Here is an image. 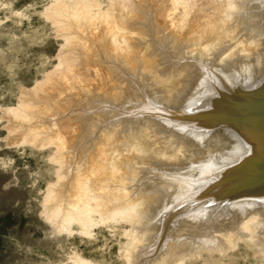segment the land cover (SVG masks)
<instances>
[{
  "label": "bare ground",
  "instance_id": "bare-ground-1",
  "mask_svg": "<svg viewBox=\"0 0 264 264\" xmlns=\"http://www.w3.org/2000/svg\"><path fill=\"white\" fill-rule=\"evenodd\" d=\"M181 1L157 0L156 11L161 13L156 15L159 25L156 23L158 26L162 25L159 28L165 30V33L159 31L158 26L156 28L158 31L155 29V14L153 15V11L149 13L151 9L144 10L146 15L141 13L143 9L141 12L139 9L141 16L149 15L151 18L143 17L147 22L142 20L141 23V20L136 19L134 22L135 17L139 18L138 12H135L132 22H140L139 25H142L139 26L141 27L139 30L138 27L135 28L138 23L136 25L132 23L130 27L132 30L134 26V29L131 34L124 27V23L128 25L127 20L124 23L121 21L123 27H119L120 23L113 25L109 21H104L106 24L103 22L101 26L97 24L98 22L95 23L101 28L95 27L97 32H102L103 41L106 39L105 44L100 41L104 44L101 45L105 48L103 50L99 47L100 39L93 37L94 34L99 35L95 29H91L95 32L93 35L88 31L92 35L89 34V38H93L91 42L96 38L99 44L92 50L95 44L88 43L93 45L90 48V45L80 43L82 40L78 38L82 36L81 34L75 38L76 42L73 41L78 44H74L72 49L75 53L78 52L75 58L79 60L77 64L74 61L77 68L71 72H77L84 81L78 82L82 83L80 85H83V88L77 87L82 88L80 94L84 91L81 97L84 104L77 103L76 107H82L83 104V108L80 107L83 113H77L81 109L76 110L74 107V110H68L59 117L57 114L60 112L57 113L55 110L57 118L65 119L61 124L57 122L60 120L56 117V121L54 120L56 124L53 119L51 122L55 126L57 124L61 126L60 129L69 135L80 130L81 133L77 132L79 133L76 136L77 142L72 140L73 145L77 143L79 146L75 145L76 150L81 149L83 145L93 146V142L98 139L97 135H100L97 142L103 141L99 142L101 147L94 143L95 149L99 146L98 149L101 150V155L98 152L99 157L102 154L108 155V151L115 153L111 154L115 160L130 157L123 159L118 165L114 164L116 168L109 172L111 180L108 178L112 182L114 177V181L112 184L110 181L106 182L108 188L112 187L110 185L115 186L116 182L117 192L126 194L125 190L130 191L135 196L139 195L140 201L144 200L141 192L151 194L145 200L147 204L139 214L140 221L133 225L134 231L142 236V244L137 248L138 255L134 264L150 262L158 253L163 254L168 248H175L178 245L180 251L185 252L192 250L201 252L205 249L221 251L222 247L225 249V246L227 248L228 245H235L245 239L251 242L258 256L264 258V109H255L254 106L264 97V0L234 2L231 0L233 5L229 7L228 4L224 5L227 1L223 0L225 3L222 1L220 6L223 4V7H227L230 16L224 15L229 17L226 22L222 15L224 12L220 11L224 23L221 22L222 18L220 21V18L213 15L219 7L214 2L216 7L213 8L215 11H212V16L206 14V20L203 15L201 16L205 23L200 17L202 12L197 16L196 20L198 22L202 20L205 29L202 24L199 28L197 22L194 25L200 30L203 28L205 34L204 39L198 42L196 47L193 46L196 42L195 30L193 31L195 28L190 29L188 26L190 30L185 29L186 34L192 30L188 39L189 35L185 34L186 40L181 37V32L185 31L186 26L183 28L180 25L183 29L177 28L181 23L177 22L182 20L179 19V12L186 7L183 6L185 2ZM217 2L219 4V1ZM187 10H184L185 15L181 12L183 19L189 14L190 9ZM156 11L154 10V13ZM218 11L217 15L220 16ZM96 20L98 19H95V22ZM192 25L190 26L195 27ZM91 26H95L94 22ZM163 26L170 29L171 35L174 36L167 34L166 31L170 33V30L163 29ZM73 30L74 34H79L75 28ZM176 34L177 37L179 34L181 41L180 38H175ZM197 38L195 40H200ZM209 39L212 40L207 42ZM88 41L90 42L89 39ZM87 49L91 52L95 50L98 58H94L95 53L88 54ZM88 55L92 56L93 64L99 60L98 63L92 65ZM71 72L67 71L69 74ZM85 72L92 77L86 73L90 77L88 78ZM69 74V77L67 75L59 77L60 79L54 81L56 83L51 87L57 85L58 88L56 86V89L55 87L53 89L58 91L62 86L63 88L66 84L68 86L69 81L74 80L71 76L73 74L74 78L77 76L75 73ZM72 85L69 87L73 88ZM56 105L58 106V103ZM231 114L234 116L232 121L223 123L224 119H231L224 116ZM113 129L117 131L118 137L123 136L120 138L123 139L122 143L117 142L120 140L117 136L115 139L110 135V131L115 132ZM72 134L73 139L75 134L73 136ZM121 145L123 148L118 147ZM87 148H82L84 149L82 152L79 150L82 153L79 154L84 158L92 152L90 147ZM76 152L71 151L70 154L77 156ZM95 153L92 152L91 155ZM82 156L80 157L82 164L77 158L78 163L69 167L77 164L74 167L78 168V164H81L79 166H82L83 170L88 169L83 168L86 158ZM96 156H94L96 159L91 156L94 163L91 160L90 163L89 159L92 158L89 156L87 160L89 163L85 162L84 166L89 164L87 167L91 168L90 164L93 163L95 169L96 163L100 160ZM102 161L100 163H103ZM123 168H128V171L132 172L127 175L123 170L120 173L116 171ZM76 169L75 174L78 170ZM82 171L77 173L83 177L88 170H85L86 173ZM80 175H75L78 178L76 182H79ZM76 182L73 180V183ZM78 182L74 185L76 189L73 188L75 194L80 185ZM96 184L101 186L98 182ZM95 187L97 188L96 185ZM70 190H67L68 193ZM77 192L80 193L79 190ZM75 194L74 196L73 193L69 194L72 195V203L77 198ZM80 197L81 195L78 197L79 200H76L80 201ZM78 201L76 202L79 203Z\"/></svg>",
  "mask_w": 264,
  "mask_h": 264
},
{
  "label": "rangeland",
  "instance_id": "rangeland-1",
  "mask_svg": "<svg viewBox=\"0 0 264 264\" xmlns=\"http://www.w3.org/2000/svg\"><path fill=\"white\" fill-rule=\"evenodd\" d=\"M153 1L0 0V264H134L135 258L138 255V252L136 253L137 248L142 244V236L134 231L133 225L140 221L139 214L145 208L147 204L145 200L150 197L151 194L149 192H141V197H143L144 200L140 201V196H135L131 194L130 191L125 190L124 192L126 194L117 192L116 189L118 186L115 187L116 182H114L115 186L110 185V187L112 186L114 189L112 187V189L108 188L109 186L106 181L109 183L111 180V173L109 172H112V169H115L116 165L122 162L123 159H129L130 157L122 158L120 156L121 159L115 160L114 157L111 156V154L115 153H111V151L107 152L109 153L108 155L104 156L102 154V156L99 157L98 152L101 155V150L98 148L101 140L97 142L100 136L97 135L98 139L96 138L97 141L95 140L92 145L94 146V143H98L97 145L99 146H96L98 150L95 149V146L94 148H91L93 147L91 145L89 146L92 152L95 153V150H97V152L94 155H91L92 152L91 154L88 153L90 156L88 157L92 159L85 157L86 160H84L85 158L80 155L82 153H80L79 150L82 152L84 150H82V148H87L88 146L83 145L81 149L78 148L79 150H76L75 145L78 146V144L74 143L73 145L72 143V140L77 142L76 139L78 137L76 138V136L81 133L80 130L74 133L75 136L71 133L73 136L72 139L71 134H66L64 133L66 132L65 130H63V132L62 128L60 129L61 126H58V124L55 126V117L60 120L57 122L61 124L65 118L60 119V115H63V113L74 107L76 110L83 108L84 103L81 97L84 91L80 94V91H82L80 89L83 88V85L81 86L80 84L82 83H78L80 80L83 81V79L78 76L77 72H71V70H74L77 66L74 65V61L75 64H77L79 60L75 58V54L78 52L76 51L77 53H75L72 49V46L76 44L77 37L81 34L82 36H80L78 40H82L80 43H84L87 46L90 45L88 43L95 44L94 46L92 44L89 46L90 48L93 46L91 50L95 46H99V44V47H102L106 43L104 42L106 39L103 41L102 32L99 33L97 32L98 30L95 29L97 24L101 26L104 21H109L110 24L112 23L113 25H119L120 23L119 27H123L124 24L126 25L124 22L127 20L129 26L124 25V27H126L131 34L134 29L133 26L131 30V25L133 23L132 19L136 15L135 12H138L137 16L139 18L145 17L140 15L142 9V14L145 13L144 10L147 9L148 11L151 9L149 13L153 11V15L155 14V18L152 17V19L154 18L155 23H158V20L156 21V15L158 16L159 12L161 13V11H159L161 9L158 8L159 10H157L159 12L157 13L156 7H158V3H156L157 0ZM217 1H219V4ZM222 1L223 0L181 1L185 2L183 6L188 7H184L186 10L190 9L187 11L189 14L192 12L191 16L194 20L189 14V17L185 16L183 19L181 12L184 14L186 11H184L185 9L181 6L183 9L180 10V18H178L183 21L179 20L177 24L181 23L179 26H176L177 28H180V25H182L183 28L186 26L184 30L186 28L188 30L195 28L193 29V31L195 30L194 34L196 38L198 36L197 39L200 40L194 39V42H197L193 44L194 47L204 39L203 34H205L204 23L207 18L205 17L206 14H208L207 16L210 14L211 17L213 14L212 11L214 10L213 8L217 5H219V7L216 8V12H214L213 15L218 17V19L220 18V21L222 18V23H224V17L226 22H228L227 19L230 16L227 7H229V5L231 6V4L233 5V3L231 0H225L227 3L223 1L225 3L224 5L227 6L226 4H228V6L223 7L222 4L221 8L220 3H223ZM228 1L230 3H228ZM152 7L155 8L152 9ZM139 9H141L140 12ZM154 10L156 11L155 13ZM217 11L220 13V16L227 15L229 17L218 16ZM220 11L226 12L227 14H222ZM101 12L102 14H100ZM201 12L202 14H200V17L202 15L205 17V20L201 17L204 23L200 19L199 22L196 20L198 19V14ZM192 14H194V16ZM144 15H146V13ZM147 16L150 17L149 15ZM121 17L123 20H121ZM139 18L137 19V17H135L133 21L135 19L141 20L140 22L142 23L144 18ZM95 19L98 20L95 22ZM121 21H123L124 24H121ZM144 21H146V19ZM93 22L95 25L94 27L91 26ZM140 22L133 23V25L138 23L135 28L138 27L139 30L141 28H139V26L142 25H139ZM195 22L199 23L197 24L199 28H201L202 24L204 29H198V27L194 25ZM157 23L155 24V29L159 25V23L158 25ZM190 25L195 27H191ZM159 27H162V25L160 24L158 28ZM164 27L165 26H163V29L170 30ZM74 28L75 31L79 33L77 34L75 32L78 36L74 34ZM91 29H95L99 35L94 34V30ZM98 29L101 28L99 27ZM160 29L161 28L158 30L164 31L163 33H165V30ZM186 30L184 31L185 33L182 30V36L179 33L181 37L188 36L192 31L191 30L189 33L187 31L188 34H186ZM88 31L91 32L92 35L94 34L93 37L95 36L100 39L99 44L97 42L98 40H95L96 38L93 40V42H97L98 45L91 42L93 38ZM125 32L127 31L125 30ZM169 32L170 33L166 31L167 34L171 35V30ZM89 34L91 38H89ZM142 34L143 33H139V35ZM179 34L178 37L176 34L175 38H180L179 40L181 41ZM189 37L190 35L187 39ZM183 39L186 40L185 37ZM183 39L182 41H184ZM211 40L212 39H209L207 42ZM100 41L104 42V44ZM87 46H85V48L90 49ZM106 46L107 44L105 47ZM103 48L104 47L100 49L103 50ZM88 49V54H94L96 52L95 50H93V52H91V50L88 51ZM90 56L88 58L92 61V56ZM94 58H98V54L96 57L95 53ZM98 61L95 62V64H93L94 62L92 61L91 64L96 65ZM67 71L72 74L75 73L80 79L77 76L74 78L73 74L71 77L75 80H73L74 82L68 80L70 82L68 86L66 84V87L64 86L63 88L62 86L61 90L57 89L58 91H55L54 89H56L57 85L53 86L55 87L54 89L51 85L62 76H68L69 73H67ZM87 72H85V74ZM87 74L91 75L89 73ZM86 75L84 79H86ZM72 84H75L76 88ZM71 85L73 88L69 87ZM47 87L49 88L47 89ZM77 87L82 88L79 89ZM56 103H58L59 107ZM77 103H83L82 107L76 108L78 107ZM55 110H57V113L60 112L62 114H57L54 112ZM79 112L83 113V109L77 111V113ZM41 114L45 116L43 117ZM56 114L59 115L58 118ZM40 117L43 119L41 118L40 120ZM52 119L53 121L55 120V124L51 122ZM48 120L51 123L48 122ZM111 123H113V121ZM78 131L79 133H77ZM113 131H115L112 132L114 134L110 131V135L113 138L116 139L115 136H117V139L123 137H120V135L118 137L115 129H113ZM102 135L104 136L105 133ZM120 141L122 143L123 139L117 140V142ZM89 147L87 149H90ZM118 147L121 148L122 145ZM71 151L72 153L73 151H77L76 154L80 153V156L78 157V154L77 156L71 155ZM87 152H89V150ZM87 152L85 153L87 154ZM119 154L120 153L117 155L118 157ZM96 155L101 161L103 160V163H100L101 161L97 158L99 161L97 160L98 163H96L97 166L94 169L95 164H93L94 162L92 160ZM75 156L76 160L78 158V162L81 164V156L84 158L83 160L85 162L89 163L90 160L93 162L90 164V168L87 167L89 164L84 166L85 162L83 161V168H88H84L88 170L86 171L87 173L82 169V166H79L81 164H78V168L76 166L78 170L74 167L77 164L69 167L74 163H78L75 160ZM72 158L75 162L72 161ZM88 159L89 161H87ZM110 163H112V165ZM115 163L116 165H114ZM72 168H75L77 172L80 171L79 173L83 170L86 175L82 173L84 175L82 177V175L77 172L75 174V169L73 170ZM122 170L125 174L127 173V175L129 172H132L128 171V168L117 169L116 171L120 173ZM75 175L81 176L79 177V182L77 181L80 183V185L77 184L80 188L78 189L77 187V191L79 190V194L81 195L80 201H78L80 195L77 191L76 193L79 196L75 194V190H73L74 185L77 183L76 180L78 179ZM73 180L76 183H73ZM113 181L114 177L112 178V182ZM97 182L100 183L101 186L96 184ZM112 182L110 181L111 184ZM74 189H76V187ZM67 190H70V193H68ZM72 193L73 196L75 194V197L77 196L76 199H78L76 200L73 198V203L75 201V204L71 202L72 195H69ZM179 247L180 245L175 248L170 247L165 253H158L154 256L152 261L146 262L145 264H264V258L258 256L259 254L254 251L251 242L246 239L240 240L239 243L237 242L235 245L230 244L227 248L225 246V249L222 247L221 251L208 248L209 250L205 249L201 252L200 250H197L198 252H194V250H192V252H185L184 250L180 251Z\"/></svg>",
  "mask_w": 264,
  "mask_h": 264
},
{
  "label": "water",
  "instance_id": "water-1",
  "mask_svg": "<svg viewBox=\"0 0 264 264\" xmlns=\"http://www.w3.org/2000/svg\"><path fill=\"white\" fill-rule=\"evenodd\" d=\"M254 106H255V109H260V108L264 109V97L261 100L257 101V104H254ZM224 117L225 118L231 117V119H224V122H223V123H226V122L229 123L232 121V118L234 116L231 114V115H225Z\"/></svg>",
  "mask_w": 264,
  "mask_h": 264
}]
</instances>
